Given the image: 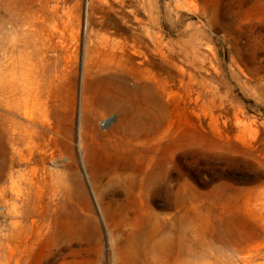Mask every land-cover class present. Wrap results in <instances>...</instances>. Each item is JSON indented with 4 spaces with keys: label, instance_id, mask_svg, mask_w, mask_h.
Returning <instances> with one entry per match:
<instances>
[{
    "label": "rangeland",
    "instance_id": "rangeland-1",
    "mask_svg": "<svg viewBox=\"0 0 264 264\" xmlns=\"http://www.w3.org/2000/svg\"><path fill=\"white\" fill-rule=\"evenodd\" d=\"M50 4L0 0V264H264V0Z\"/></svg>",
    "mask_w": 264,
    "mask_h": 264
},
{
    "label": "bare ground",
    "instance_id": "bare-ground-1",
    "mask_svg": "<svg viewBox=\"0 0 264 264\" xmlns=\"http://www.w3.org/2000/svg\"><path fill=\"white\" fill-rule=\"evenodd\" d=\"M24 2L26 5V10L22 11L24 13L23 16L26 17L27 20H29V21H34L33 24H31V22H28L30 26L34 25L33 28L31 27L32 31L36 32V31H39L41 29V27L40 26L37 27L35 25V23H37V25L38 24H44L47 26L46 22L48 23L49 20L52 18V16H54V12H55L54 10L56 8V4L55 5L50 4V0H24ZM36 4H38V6H40L39 13L37 12V8H35ZM58 43H59V47H63V40L62 39H59ZM64 71H65V69L63 68L59 72L58 71L52 72V76H51V78H49L48 83L46 85L47 89H46V91H44V96L48 95V91H51L53 86L56 87L60 83V81L64 78V74H63ZM42 72H44V69L42 70ZM39 88H40L39 85L36 84L35 82L31 86L32 97L35 100H37V98H38ZM134 91L135 90H131V89L129 90L130 93H133ZM124 98H126V97H124ZM5 112L12 114V115H16V116L18 114L16 109L9 111V112L8 111H5ZM24 116H25V120H27L29 123L34 124V125H38L39 127L42 126L43 127L42 130L44 131L43 133L47 132V131L45 132V130H49L50 132H52L53 134L51 137H49V139H51L53 142L57 141V139L59 138V135H60V131L58 129L59 128L58 124L53 126L50 122H49V124H47L43 120H41L39 123L36 124L35 120L32 117H29L26 114ZM4 118H6V120L8 121V124H6L5 134L7 136V139H9L10 141L20 140V139H28V138H33V137L39 139L41 137L42 130H41V132L36 133V131H34V130H30V132H28L24 128L21 130L22 133H20L17 130V127H19V125H18L19 123H17L16 120H14L13 118H10L9 116H4ZM121 127H122L121 125L114 126V128L112 129V132L118 134ZM120 135H122V134L119 133L118 136H120ZM135 168H136V166H135ZM142 186L146 187V186H148V184H146V183L142 184L141 183V185L139 187L141 188ZM145 192H147V191H145Z\"/></svg>",
    "mask_w": 264,
    "mask_h": 264
}]
</instances>
